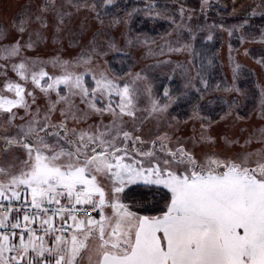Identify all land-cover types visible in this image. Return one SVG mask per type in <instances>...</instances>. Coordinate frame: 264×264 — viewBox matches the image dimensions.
I'll use <instances>...</instances> for the list:
<instances>
[{"label": "snow or ice", "instance_id": "6c2138e0", "mask_svg": "<svg viewBox=\"0 0 264 264\" xmlns=\"http://www.w3.org/2000/svg\"><path fill=\"white\" fill-rule=\"evenodd\" d=\"M116 5L117 0H92L89 6L99 18V9ZM211 6L201 0L202 12ZM54 7V2L46 3L41 11ZM256 7L264 14V0ZM143 11L150 17L162 14L154 0ZM64 15L69 14L58 13L61 24ZM179 17V23L176 15L170 22L180 28V35L187 32L195 40L197 29L190 26L192 16H185L183 6ZM36 20L46 26L42 15ZM114 23L127 20L116 17ZM247 23L246 18L230 27L229 34ZM25 24L22 20L17 30L24 32ZM260 36L264 39V30ZM212 38L209 32L207 39ZM103 41L97 29L90 50L105 55ZM34 46L31 37L24 45L18 39L0 45V58H19L12 69L22 80H30L50 101L53 93L57 98L41 116L26 99L32 97L34 104L33 92L26 93L23 84L10 79L4 82V90L15 94L0 95V110L10 114L7 123L15 120L14 107L24 108L29 119L20 117L24 122L14 132L0 136V264H264V147L235 154L207 150L203 145L214 148L217 143L211 135L201 137L199 153L179 140L172 146L167 134L146 142L135 134L139 129L128 128L122 119L136 115L128 83L121 86L103 71L93 73L89 83L85 77L91 69L68 70L70 64L88 63L91 58L85 56L54 60L53 67L62 64L64 71L50 75L38 66L42 61L21 55L22 49ZM115 46L114 40L107 41L108 48ZM4 69L6 75L7 64ZM197 78L203 87L185 85L175 97L165 88L162 98L153 100V111L166 112L193 88L208 91L207 80L200 73ZM114 96L119 97L118 111ZM58 103L63 105L61 119L54 121ZM193 107L197 112L201 108L198 103ZM88 113L109 114L111 119L107 124L69 126V121L87 124ZM220 140L233 143L226 135ZM133 185L135 193L129 196ZM89 208L97 216L82 214Z\"/></svg>", "mask_w": 264, "mask_h": 264}, {"label": "rangeland", "instance_id": "374dc122", "mask_svg": "<svg viewBox=\"0 0 264 264\" xmlns=\"http://www.w3.org/2000/svg\"><path fill=\"white\" fill-rule=\"evenodd\" d=\"M213 1L215 0H209V3L213 4ZM53 2L54 8L41 11L46 3ZM91 3L92 0H79L78 4L76 0H0V45H10L17 39L24 45L31 37L34 48L22 49L21 55L42 61L43 64L38 66H44L50 75L64 71L62 64L53 67L54 60L62 62L77 60L81 56L86 59L90 57L88 63H82L78 67L70 64L68 70L91 69L85 77L89 83L92 82V74L101 71L114 76L118 82H122L121 86L128 83L136 115L135 118L123 116L122 119L128 128L139 129L135 134L146 142L167 134L171 137L172 146L179 140L189 149L195 147L199 153L202 150V146L198 144L201 137L211 135L216 137L217 143L214 148L211 143L203 145L207 150L235 154L264 147V134L261 131L264 130V63L261 62L264 58V39L260 36L261 30H264V14L261 8L256 7L261 0H254L246 9L229 2L231 12L228 14L212 12L208 8L202 12L201 3L198 8H190L185 7L182 2H176L173 11L168 14L146 16L149 18L147 23L157 25L163 22L170 25L167 33L157 40L134 34L130 30L132 16L128 18L126 14L122 19H126L127 23L103 20L101 24L102 19L97 18V12L89 6ZM24 5L31 7L25 8ZM181 6L185 16H192L190 26L197 29L195 40H189L187 32L180 35V28L170 22V17L176 15L179 23ZM254 9L255 15L252 14ZM249 11L251 13L247 16ZM60 12L69 14L64 15L62 24L58 18ZM37 15L43 16L46 26L36 20ZM246 18L248 23L237 27L230 35L228 29L240 26ZM22 20L26 24L25 31L21 33L17 28ZM220 24L224 28L218 27ZM198 25L202 28H197ZM97 29L104 36L106 54L103 56L89 48V41ZM209 32L213 37L211 40L207 39ZM109 39L115 41V47H107ZM195 42L201 46L213 47L214 52L205 57L199 56V45ZM13 63H19V58L7 61L0 58V95L15 98L14 92L3 88L6 79L21 83L26 93H34V104L31 103L32 97L26 96L33 112L39 108L43 116L51 101L57 99L55 93L50 101L30 80L25 82L13 71ZM197 73L207 80L208 91L197 93L193 88L187 96H181L176 102L170 103L166 112L153 111V100H160L165 88L175 97L184 91L185 85L190 88L193 84L203 87L198 81ZM162 102L168 103L166 100ZM75 103L80 109L85 107L78 98ZM197 103L201 106L199 112L193 107ZM118 104L119 97L114 96L113 105L117 107V111ZM62 106L61 103L56 105L52 120L61 119ZM12 113L15 114V120L9 124L7 121L10 114L0 110V129L4 132H14L15 125L24 122L20 117L29 119L22 107H14ZM110 119L109 114L101 116L88 113L87 124L74 125L69 121V126L87 127L88 124L100 122L107 124ZM222 135H226L233 143L226 145L220 140ZM249 138L250 144H245ZM0 163H3V156H0ZM129 187L136 190L134 185ZM132 194L130 192L129 196Z\"/></svg>", "mask_w": 264, "mask_h": 264}, {"label": "trees", "instance_id": "16d2710c", "mask_svg": "<svg viewBox=\"0 0 264 264\" xmlns=\"http://www.w3.org/2000/svg\"><path fill=\"white\" fill-rule=\"evenodd\" d=\"M253 1L254 0H215L213 1V4H211L212 6L208 9L212 10V12H223L225 14H228L229 12H231L229 2L232 5H238L241 6L243 9H246L252 5ZM154 2L157 5L158 10L163 15L173 11L172 9L175 7L176 2H182L185 7L198 8L199 4L201 3V0H154ZM147 3H149V0H117V5L115 7L110 6L99 9V18L104 21L114 22L116 17L122 18V16L125 15L126 12L132 9H140V11L132 15V25L130 26V30L133 31L134 34L143 35L144 37H150L153 38V40H157L159 37L167 33L170 25L163 22H159L157 25H153L151 22L147 23L149 22V18L146 17L147 14L143 11ZM250 13V11L247 12V16H249ZM195 44L199 45L200 43L197 44V42H195ZM196 45L194 47L195 49L197 48ZM212 48L213 47L199 45V56L205 57V55L213 53L214 49ZM132 193V195H134L135 191H133Z\"/></svg>", "mask_w": 264, "mask_h": 264}, {"label": "built area", "instance_id": "2783aa9c", "mask_svg": "<svg viewBox=\"0 0 264 264\" xmlns=\"http://www.w3.org/2000/svg\"><path fill=\"white\" fill-rule=\"evenodd\" d=\"M94 213H95V212L92 211V210L89 208V209L85 210L82 214H83L84 216H88V215H92V214H94ZM77 215H81V213H77Z\"/></svg>", "mask_w": 264, "mask_h": 264}, {"label": "flooded vegetation", "instance_id": "af4514ba", "mask_svg": "<svg viewBox=\"0 0 264 264\" xmlns=\"http://www.w3.org/2000/svg\"><path fill=\"white\" fill-rule=\"evenodd\" d=\"M5 133H7L6 131L4 132V130L0 129V136L5 135ZM0 145H2V142H0ZM0 156H2V154H0Z\"/></svg>", "mask_w": 264, "mask_h": 264}, {"label": "crops", "instance_id": "0c3cea01", "mask_svg": "<svg viewBox=\"0 0 264 264\" xmlns=\"http://www.w3.org/2000/svg\"><path fill=\"white\" fill-rule=\"evenodd\" d=\"M106 211H108L110 213V209H107ZM92 216H97V213L92 214Z\"/></svg>", "mask_w": 264, "mask_h": 264}]
</instances>
